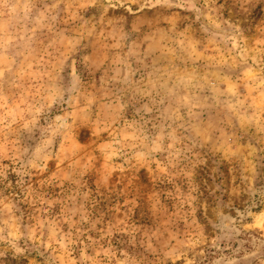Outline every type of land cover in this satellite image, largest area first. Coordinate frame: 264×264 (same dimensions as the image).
<instances>
[{"label":"rangeland","instance_id":"obj_1","mask_svg":"<svg viewBox=\"0 0 264 264\" xmlns=\"http://www.w3.org/2000/svg\"><path fill=\"white\" fill-rule=\"evenodd\" d=\"M0 264H264V0H0Z\"/></svg>","mask_w":264,"mask_h":264}]
</instances>
